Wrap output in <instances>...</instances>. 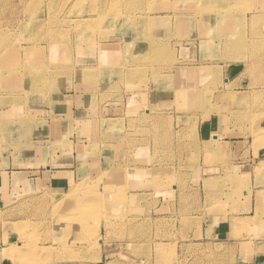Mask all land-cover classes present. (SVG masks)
<instances>
[{
	"label": "rangeland",
	"instance_id": "374dc122",
	"mask_svg": "<svg viewBox=\"0 0 264 264\" xmlns=\"http://www.w3.org/2000/svg\"><path fill=\"white\" fill-rule=\"evenodd\" d=\"M219 1L0 0V264H264L241 226L211 234L246 197L264 211V0L228 7L258 51L198 53ZM209 126L246 143L200 146Z\"/></svg>",
	"mask_w": 264,
	"mask_h": 264
},
{
	"label": "crops",
	"instance_id": "0c3cea01",
	"mask_svg": "<svg viewBox=\"0 0 264 264\" xmlns=\"http://www.w3.org/2000/svg\"><path fill=\"white\" fill-rule=\"evenodd\" d=\"M235 2H239V1L222 0L216 3L215 6L228 8L230 5H240L241 4V3L239 4ZM219 9L220 8L215 9L217 13L211 14V16H209L208 18H205L206 20H204V22L208 23L209 25V32H208L210 34L209 40H202V41L196 42V40L194 41L193 39V42H191V44H193L195 48L199 47L197 52L198 53L203 52L200 49L201 46L202 48H205L208 45L211 46L210 54L223 52L221 50L218 52V48L222 47V44L225 43V39H227L226 41L228 42L230 47H232L231 49H229L228 51L229 53H237V54L241 53L242 54V53H253V52L258 51L257 49H253L250 47V43H249L250 34L248 32L245 36L242 35V33L240 34V29L238 25L234 24L236 20L235 17L238 14L230 13L228 15H225L223 13H220ZM218 22H222V24H218ZM187 45H189V43ZM213 50H216V51L213 52ZM246 65L247 64L239 63V64H233V65L228 66L229 68L233 70V72L231 74L232 76H229V78L224 79L225 81L224 86L226 88L229 87L231 84L233 86L235 85L239 86L241 84L245 85V83H247V81L246 82L242 81L243 76L245 78V76L248 75L247 74L248 69H246ZM196 68L198 69L199 67H196ZM257 70H259V68ZM255 74H257V72H252L250 73L249 76H254ZM257 77L255 76L254 80H257V82H261V79L259 78L260 75H257ZM248 83H250V81H248ZM257 90L259 91L260 88H258ZM243 92H244L243 89H238V90H235L234 93L241 94ZM211 129L212 128H210V126H209V129L207 130L202 128L196 134L197 138L199 139L198 143L200 144V146L205 145V144H210V138H209L210 136L216 138V140L221 146H225L227 149L230 148L231 150H234L235 148L238 149L240 147L243 148L244 144L246 143L245 141H243L242 136H232V135L229 136L219 130L217 132H213V129L212 130ZM221 133L224 135L218 138L219 135H221ZM202 139H204V141H202ZM243 155L244 153L241 152V156ZM234 156H235V152L234 153L232 152V154L229 153V157L231 161L233 160ZM247 162L248 163H245L242 166L243 167L253 166L256 163L254 161L250 163L248 160ZM20 173L21 174L18 175L17 178L19 179V182L22 183V187L27 186L28 188L30 185H33V187H35V182L38 179L32 178L31 173H28V174H26L25 172H20ZM47 174L50 175L49 170H47ZM256 178L257 176L253 177L251 180L255 181L257 180ZM11 180L12 182H14L13 176H11L10 174H6L5 171L0 170V202L2 203L4 202L6 195H8V197L10 195V191H11L10 181ZM59 181H61V179ZM20 188L21 187L16 186L15 192H17ZM259 191L261 190H257V192ZM246 198L243 200L242 203L244 204L241 208V210H246V213L241 214V215H236V216L229 213L228 211L226 213H221L220 218L217 217L218 224L213 226L211 230V234L213 235V239L218 242L220 241V242L230 243L234 240V237H237L238 227L241 226L242 232L238 235H241L240 237L242 238V243L248 244L250 248L252 249V251H254L253 259L255 261H258L263 254L256 250H260V248L264 247V211L263 209L259 208L262 205V203L259 202L258 197H256L257 199L253 197L251 198L246 197ZM234 243H237V242H234Z\"/></svg>",
	"mask_w": 264,
	"mask_h": 264
},
{
	"label": "bare ground",
	"instance_id": "6f19581e",
	"mask_svg": "<svg viewBox=\"0 0 264 264\" xmlns=\"http://www.w3.org/2000/svg\"><path fill=\"white\" fill-rule=\"evenodd\" d=\"M204 1L207 3L208 2V0H202V4H204ZM210 7V5L208 4L207 5V8H209ZM210 10H211V7L209 8ZM220 10V13H223V14H225V15H228V14H230L231 13V11L229 10V8H221V9H219ZM218 17V16H217ZM223 17H224V15H223ZM229 18V17H228ZM224 20V19H223ZM90 21V20H89ZM225 22V21H224ZM90 24V23H89ZM229 39V38H228ZM232 39V38H231ZM227 40V39H226ZM239 44H241V43H239ZM200 89V88H199ZM186 90V89H185ZM184 90V91H185ZM202 91H204V90H202ZM252 92V91H251ZM197 93V91L196 90H191V91H188V93H187V96L190 94V95H192V96H194L195 97V94ZM255 93H257V92H255ZM200 95H202V94H200ZM201 97V96H200ZM186 99V98H185ZM200 105V104H199ZM246 113H248V112H246ZM250 113V112H249ZM237 114V113H236ZM239 114V113H238ZM251 115H253V114H251ZM251 115H249V116H251ZM247 117V116H246ZM262 133H264V128H262L261 129V131L259 132V134H262ZM116 194H118V193H116ZM115 194V195H116ZM118 196H120V195H118ZM117 196V197H118ZM113 197H115L114 195H113ZM116 197V198H117ZM100 204V203H99ZM99 206V205H98ZM85 207H86V209H90V211H91V209L93 210L94 208H93V204H87V205H85ZM84 208V206L82 207V209ZM85 209V210H86ZM85 210H84V212H85ZM83 212V213H84ZM88 211H86L85 213H87ZM88 214V213H87Z\"/></svg>",
	"mask_w": 264,
	"mask_h": 264
}]
</instances>
